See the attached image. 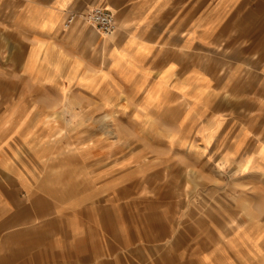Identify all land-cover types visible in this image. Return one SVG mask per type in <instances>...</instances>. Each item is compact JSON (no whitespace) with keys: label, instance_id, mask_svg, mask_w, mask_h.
I'll list each match as a JSON object with an SVG mask.
<instances>
[{"label":"rangeland","instance_id":"1","mask_svg":"<svg viewBox=\"0 0 264 264\" xmlns=\"http://www.w3.org/2000/svg\"><path fill=\"white\" fill-rule=\"evenodd\" d=\"M14 8L8 3L0 16V122L42 140L55 164L65 153L76 168L75 153L95 148L99 168L117 169L119 189L109 197L119 211L133 207L153 229L178 232L180 263L196 253L199 264L204 256L264 264V0H245L243 32L237 21L211 41L178 43V87L167 74L141 77L137 91L147 86L135 95L117 82L105 88L110 70L101 71L107 59L96 34L80 44L55 35L37 48L9 15ZM148 68L153 77L160 66ZM115 69L124 81L135 74ZM190 73L211 86L186 79ZM173 90L179 98L171 99ZM164 106L170 109L160 113Z\"/></svg>","mask_w":264,"mask_h":264},{"label":"crops","instance_id":"2","mask_svg":"<svg viewBox=\"0 0 264 264\" xmlns=\"http://www.w3.org/2000/svg\"><path fill=\"white\" fill-rule=\"evenodd\" d=\"M244 2L0 0V16L8 15V3L14 4L9 15L32 34L37 48L55 35L80 44L96 34V46L107 59L101 71L110 70L105 88L108 82H117L130 86L135 95L147 86L137 91L141 77L153 81L168 79L167 74L178 87V43L211 41L219 33L232 31L229 27L237 21L240 26L235 31L243 32L240 17ZM93 7L115 13L117 29L111 36L87 28L80 18L66 26L70 13L80 14ZM47 17L48 27L42 29ZM150 64L160 66L153 77ZM122 66L135 69L129 81L115 69ZM188 76L211 86V80L203 75L190 73L185 78ZM173 92L171 99L179 98ZM169 109L164 106L160 113ZM183 114L184 108L178 103V128ZM9 123L0 122V264H182L178 260V232L168 234L166 227L153 229L149 216L132 215L133 207L119 211L121 206L109 197L119 189L117 169L104 172L99 168L102 155L95 148L75 153L76 168L66 163L71 155L66 157L65 153L58 154L60 163L55 164V153L48 151L42 140L24 136L20 124ZM217 253L221 256L223 250L217 247ZM190 256L185 264H199L198 254ZM214 262L209 256L201 259V264ZM220 263L225 264L222 259Z\"/></svg>","mask_w":264,"mask_h":264},{"label":"built area","instance_id":"3","mask_svg":"<svg viewBox=\"0 0 264 264\" xmlns=\"http://www.w3.org/2000/svg\"><path fill=\"white\" fill-rule=\"evenodd\" d=\"M88 21L101 34H109L117 29V21L115 13L107 8L93 7L83 13H70L66 22V26L73 24L76 19Z\"/></svg>","mask_w":264,"mask_h":264},{"label":"bare ground","instance_id":"4","mask_svg":"<svg viewBox=\"0 0 264 264\" xmlns=\"http://www.w3.org/2000/svg\"><path fill=\"white\" fill-rule=\"evenodd\" d=\"M82 22H81V24L83 25V23H85L86 25L85 26H87V28H93L94 27V25L93 24H91L90 22H88V21H84V20H82V19H80ZM73 23H75V21L73 22ZM95 28V27H94ZM114 32H112V33H109V34H102L103 36H111L112 34H113ZM109 37H106V40L108 39Z\"/></svg>","mask_w":264,"mask_h":264}]
</instances>
